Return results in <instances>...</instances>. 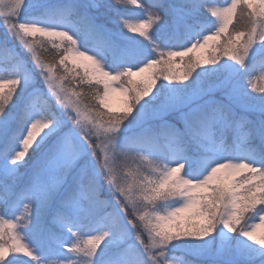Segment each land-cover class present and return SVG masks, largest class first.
Segmentation results:
<instances>
[{
    "label": "snow or ice",
    "instance_id": "obj_1",
    "mask_svg": "<svg viewBox=\"0 0 264 264\" xmlns=\"http://www.w3.org/2000/svg\"><path fill=\"white\" fill-rule=\"evenodd\" d=\"M0 264H264V0H0Z\"/></svg>",
    "mask_w": 264,
    "mask_h": 264
},
{
    "label": "trees",
    "instance_id": "obj_2",
    "mask_svg": "<svg viewBox=\"0 0 264 264\" xmlns=\"http://www.w3.org/2000/svg\"><path fill=\"white\" fill-rule=\"evenodd\" d=\"M173 67H178V65H173ZM176 74L179 75V72H177Z\"/></svg>",
    "mask_w": 264,
    "mask_h": 264
},
{
    "label": "rangeland",
    "instance_id": "obj_3",
    "mask_svg": "<svg viewBox=\"0 0 264 264\" xmlns=\"http://www.w3.org/2000/svg\"><path fill=\"white\" fill-rule=\"evenodd\" d=\"M259 231V230H258Z\"/></svg>",
    "mask_w": 264,
    "mask_h": 264
}]
</instances>
